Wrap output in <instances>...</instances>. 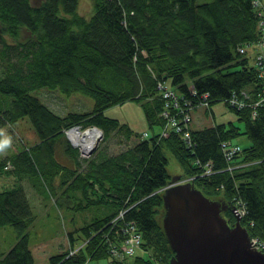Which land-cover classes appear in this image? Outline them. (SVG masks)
<instances>
[{"label":"trees","instance_id":"trees-1","mask_svg":"<svg viewBox=\"0 0 264 264\" xmlns=\"http://www.w3.org/2000/svg\"><path fill=\"white\" fill-rule=\"evenodd\" d=\"M79 1L0 0V124L28 116L39 136L4 158L0 171L30 179L38 171L36 163L50 170L52 179L64 170L69 200V191L81 189L82 181L86 188L84 200L74 196L79 200L75 208L101 215L77 228L83 239L76 241L74 231L69 233L71 246L78 247L74 254L66 249L52 255L50 264H87L102 258L111 259L110 264H170L175 252L162 225L163 191L173 177L168 153L177 159L180 176L209 197L230 205L244 200L248 213L242 223L251 235L264 239V100L256 106V117L251 116L252 106L238 108L228 101L243 90L249 102L261 97L258 68L239 47L261 38L262 8L253 0H92L94 12L87 17L79 13ZM158 78L169 80L180 92L190 84L210 92L211 103L224 100L243 126L231 121L192 128V150L178 133L159 138L165 100ZM41 87L67 96L79 92L92 97L94 105L59 114L33 93ZM131 99L142 103L150 127L158 128L149 138L104 112ZM76 123L100 126L103 140L116 130L137 140L113 154L96 150L83 170L70 169L56 161L54 152L64 147L79 164L78 150L64 133ZM241 135L251 143L236 156L238 166L228 170L220 143ZM197 158L211 161L218 171L202 175ZM28 199L20 183L0 188V226L13 225L17 232L15 244L0 255V264H39L30 243L35 213ZM123 207H129L126 216L137 221L143 234V250L129 260L112 257L94 235ZM226 214L223 211L227 219L236 220L232 211Z\"/></svg>","mask_w":264,"mask_h":264},{"label":"rangeland","instance_id":"rangeland-1","mask_svg":"<svg viewBox=\"0 0 264 264\" xmlns=\"http://www.w3.org/2000/svg\"><path fill=\"white\" fill-rule=\"evenodd\" d=\"M198 1L200 3L206 0ZM77 9L79 13L90 17L94 12L93 1L80 0ZM251 61L253 62L252 58ZM33 93L41 96L59 114L67 113L70 110H89L94 105L92 97L79 92L72 96H67L58 93L56 90L41 87L33 90ZM209 107L194 108L193 129H202L217 123H228L231 121L240 127L243 126V123L238 119L236 111L227 106L224 100L214 102ZM104 112L107 116L128 123L137 135H143L145 132L152 133L153 130L158 129L150 127L144 106L141 102L134 99L125 100L122 103L108 107ZM0 130H3L4 135L10 137L12 141L11 146L5 149L3 153H0V162L4 158L8 159V156L19 152L24 145V141L34 144L39 140V136L28 116L13 122V124L9 122L0 124ZM136 140V137L127 138L124 132L116 130L112 132L108 139L99 143L97 152L102 150L100 154L103 152H106V154L117 153L133 144ZM236 141H239L243 146H248L251 142L246 135L239 136ZM54 157L57 162L68 166L70 169L77 167L78 170H83L87 165V159H82V156L79 159V164H77L75 159L65 153L64 147H56ZM168 157L169 172L177 177L181 173L178 161L171 153H168ZM35 165L38 171L32 174L30 179L25 175H21L19 178L17 174L0 171V188H10L18 183L23 185L28 195V200H30L32 205V210L35 213L34 222L29 227L31 247L38 263L50 264V257L61 253L69 245L68 240L71 239L69 233L78 226L85 227L95 216L99 215V212L94 209L75 208L78 205L77 203H79V200L74 197L75 194L70 191L72 198L69 200L64 192V189H66L62 183L65 179L63 177L64 170L51 176V179L50 170L44 171L42 167L39 168L38 164L35 163ZM82 200H84V197ZM219 201L222 200L220 199ZM15 231L13 225L0 226V255L8 251L17 241V232ZM77 233L83 239L82 229L79 232L77 231ZM68 249L70 248L68 247ZM110 260L109 258L95 259L89 261L88 264H110Z\"/></svg>","mask_w":264,"mask_h":264},{"label":"water","instance_id":"water-1","mask_svg":"<svg viewBox=\"0 0 264 264\" xmlns=\"http://www.w3.org/2000/svg\"><path fill=\"white\" fill-rule=\"evenodd\" d=\"M163 200L162 225L175 252L170 264H264L234 204L209 197L180 175L172 177ZM227 210L236 217L233 226L223 215Z\"/></svg>","mask_w":264,"mask_h":264},{"label":"built area","instance_id":"built-area-1","mask_svg":"<svg viewBox=\"0 0 264 264\" xmlns=\"http://www.w3.org/2000/svg\"><path fill=\"white\" fill-rule=\"evenodd\" d=\"M255 5H259V0H254ZM261 38L256 41L255 45L258 48L257 55V68L259 77L263 81L262 94H264V19L261 20ZM241 51L244 52L245 47H241ZM158 89L163 93L165 104L160 115L164 118L165 124L160 132V137L169 136L172 132H178L182 135L183 140H186L189 147H194L195 141L191 131V111L194 107L208 106L210 103L209 92H198L194 87L190 88L188 94L179 95L173 88L167 85L164 81H158ZM263 100V98H262ZM261 100V101H262ZM261 101L256 103L259 104ZM232 105L242 107L245 101L234 95L230 98ZM84 132H90L91 134L99 133V138L102 136V131L96 126H90L84 128L82 124L76 123L65 129L66 135H68L74 145L78 146L81 150V155L88 156L91 153L92 148H86L85 141L83 140ZM74 133H78L80 138L74 141ZM145 135H149V132H145ZM97 138L96 140H98ZM222 151L225 155V159L232 161L235 155L240 152L243 148L240 144L233 141H223L221 143ZM197 158V163L202 167L203 174H211L214 172L212 164L210 162H202ZM232 166H229V169ZM237 211L244 216L247 213L246 202L244 200H238ZM129 208L121 209L118 214L112 218L106 225L107 230L102 233V240L100 244H106L113 256L117 258H130L141 251L142 246V233L140 232L137 222L134 219H126L124 222L122 219L126 217V212ZM111 239V241L109 240ZM253 239V241H252ZM251 246H256V249L264 250V241L258 235L251 236ZM78 247H70V254H74ZM159 264V263H158Z\"/></svg>","mask_w":264,"mask_h":264},{"label":"bare ground","instance_id":"bare-ground-1","mask_svg":"<svg viewBox=\"0 0 264 264\" xmlns=\"http://www.w3.org/2000/svg\"><path fill=\"white\" fill-rule=\"evenodd\" d=\"M260 1V4L259 5H255L254 4V0H253V4H254V6L255 7H257V8H262V10H260V14L262 15V19L261 20H263L264 19V7H263V3H262V1L261 0H259ZM261 20H259L260 21V29H261V27H262V25H261ZM258 41V40H257ZM255 43H256V41H254V42H251V43H248V44H244V45H241L240 47H239V50L241 49V47H245V50H244V52L243 51H241L240 50V52L241 53H246V52H248V50H250V49H254L255 50V61H254V63L257 65V55H258V48L256 47V45H255ZM258 76H259V74H258ZM260 78V77H259ZM261 79V78H260ZM159 80H162V81H164L167 85H170V81L169 80H166V79H163V78H158V81ZM261 81H262V79H261ZM263 82V81H262ZM195 85H193V84H190L189 86H187L188 87V89H187V91H185V92H180V91H178L176 88H174V87H172L171 85H170V87L171 88H173V90L177 93V94H179V95H183V94H188L189 92H190V88L191 87H194ZM194 88H196V87H194ZM197 89V88H196ZM263 89V88H262ZM198 90V89H197ZM198 92H200V93H202L201 91H199L198 90ZM203 92H208V91H203ZM210 93V92H209ZM259 94H261V97L260 98H258V100H256L255 102H249L247 99L250 97V95H248V93L246 92V91H241L240 93H234L233 95H231L230 97H229V99H228V101H229V103L231 104V102H230V98L232 97V96H234V95H237L239 98H241V99H243L244 101H245V104H244V106H242V107H246V106H248V105H250V106H252L253 107V112H252V115L251 116H253V117H256V115H257V111H256V106H258L259 104H261L262 103V101L264 100V94H262V90H261V92L259 93ZM211 96V95H210ZM209 96V97H210ZM262 98H263V100H262ZM163 99H164V96H163ZM165 100V99H164ZM211 100H212V98L210 97V103H209V105L208 106H205L206 108H210L209 106H211ZM262 100V101H261ZM258 101H261L259 104H257L256 105V103L258 102ZM165 102V101H164ZM232 105V104H231ZM232 106H235V105H232ZM198 107H204V106H198ZM198 107H194L195 109L196 108H198ZM236 107H238V108H242V107H239V106H236ZM194 108L192 109V111H191V115H192V119H191V124H192V120H193V110H194ZM161 111H162V109H161ZM164 120V119H163ZM80 124H82V123H80ZM164 124H165V120H164ZM74 125V124H73ZM83 126H84V128H86V127H90V126H96V127H98L102 132V136L99 138V133H95V134H91L90 132H84V133H82L83 134V140L85 141V146H86V148H92V147H94L92 150H91V153L88 155V156H85V155H81L82 153H81V150H80V148L78 147V146H76V145H74V143L72 142V139L68 136V135H66V133H65V129L67 128H64V133H65V135L67 136V138H68V140L70 141V143H71V145L74 147V148H76L77 150H78V154H79V156L81 157L82 156V159H89V158H91L93 155L92 154H94V152L98 149V147H99V143H101L102 142V140H103V137H104V131H103V129L100 127V126H98V125H95V124H88V125H86V124H82ZM70 126V125H69ZM68 126V127H69ZM72 126V125H71ZM191 126V125H190ZM164 127V126H163ZM162 127V128H163ZM162 128L159 130V138H162V137H160V132H161V130H162ZM192 126H191V131H192ZM175 132V131H174ZM174 132H172V133H174ZM171 133V134H172ZM175 133H178V132H175ZM178 134H180V133H178ZM192 134H193V132H192ZM181 135V134H180ZM143 136V138H149L150 137V133H149V135H145V133L142 135ZM170 136V135H169ZM74 141H76V140H78L79 138H80V136H79V134L78 133H74ZM166 137H168V136H166ZM181 137H182V135H181ZM97 138H99L98 140H96ZM194 138V137H193ZM182 140H183V137H182ZM228 140H230V141H233L232 139H228ZM228 140H223V141H228ZM184 141H186V140H184ZM223 141H221V143L223 142ZM233 142H235V141H233ZM221 143H220V146H221ZM235 143H237V142H235ZM186 144H187V142H186ZM187 146H188V144H187ZM189 147V146H188ZM191 148V150L193 149V147H190ZM221 150H222V148H221ZM242 151V150H241ZM240 151V152H241ZM223 152V151H222ZM240 152H238L236 155H235V157H234V159L230 162V161H228L227 159H226V161H227V167H226V169H228V170H233V168H235V167H237L238 165H236L235 163H234V161H235V158H236V156L240 153ZM224 154V153H223ZM224 157H225V155H224ZM226 158V157H225ZM224 158V159H225ZM195 162L197 163V160H195ZM202 162H204V163H206V162H210L211 164H212V162L211 161H202ZM198 164V163H197ZM199 165V164H198ZM232 166V168H230L229 169V166ZM9 166H11L10 164H8V167ZM200 166V165H199ZM201 167V166H200ZM212 167H213V164H212ZM213 170V169H212ZM215 171H218V170H214V172ZM213 172V173H214ZM201 173H202V175H210V174H203V169H202V167H201ZM186 179V178H185ZM238 202V201H237ZM237 202L234 204L236 207H237ZM124 208H129V207H123V208H121V209H124ZM120 209V210H121ZM247 209V208H246ZM119 210V211H120ZM118 211V212H119ZM118 212H117V214H118ZM127 213V212H126ZM247 213H248V210H247ZM246 213V214H247ZM117 214H115L112 218H114ZM245 214V215H246ZM244 215V216H245ZM244 216H241L240 218H241V223H242V220H243V218H244ZM111 218V219H112ZM236 218V217H235ZM110 219V220H111ZM126 219H133V218H128L127 216L126 217H124L123 219H122V221L124 222ZM109 220V221H110ZM135 220V219H134ZM228 220V219H227ZM136 221V220H135ZM137 222V221H136ZM236 221L234 220V223H235ZM108 224V223H107ZM106 224V225H107ZM243 224V223H242ZM137 225H138V223H137ZM245 227H247V225L246 224H243ZM250 226H253L254 225V220L253 221H251L250 222V224H249ZM231 226H233V225H231ZM138 228H139V226H138ZM248 228V227H247ZM105 230H107V227L106 226H103V227H100L99 229H97V231L95 232V236H96V234H97V236H99V242H101V240H102V233H103V231H105ZM140 230V229H139ZM248 230H249V228H248ZM140 232H141V230H140ZM142 233V232H141ZM250 234V233H249ZM143 235V234H142ZM141 235V236H142ZM253 235H257V234H250V241H251V236H253ZM259 236V235H258ZM260 237V236H259ZM110 241H111V239H109ZM263 241H264V239H263ZM72 247V246H71ZM140 247H142L141 248V250H143V236H142V246H140ZM259 250H261V251H263L264 252V250L263 249H259ZM111 253V252H110ZM70 255H72V254H70ZM111 255H112V253H111ZM112 257H114V258H117V257H115V256H113L112 255ZM120 259H124V260H129L130 258L128 257V258H117V260H120ZM159 262H157V264H158ZM88 264V263H87Z\"/></svg>","mask_w":264,"mask_h":264},{"label":"crops","instance_id":"crops-1","mask_svg":"<svg viewBox=\"0 0 264 264\" xmlns=\"http://www.w3.org/2000/svg\"><path fill=\"white\" fill-rule=\"evenodd\" d=\"M262 1V3H263V7H264V0H261ZM247 53V55H248V57H250V61H251V58L253 59V62L251 61V63H253L254 64V61H255V50L254 49H250V50H248V52H246ZM170 86V85H169ZM193 121V120H192ZM191 126H192V124H191ZM150 133V132H149ZM233 141H235V142H237L238 144H240L241 146H242V148L244 147L239 141H236V139H232ZM251 143V142H250ZM79 158H80V156H79ZM77 168V167H76ZM75 169V168H74ZM79 171H81V169H79ZM84 185V182L82 181L81 182V189L79 188V189H77L76 191H74V190H70L71 192H72V194H75V197H77L79 200L81 199V198H83L85 195H86V188H85V186H83ZM69 191V192H70ZM85 198V197H84ZM78 208V207H77ZM77 228H80V226H78V227H76V228H74V236H76V238L75 239H77L76 241H79V240H81L82 238H80L81 236L77 233L76 234V232L78 231L79 232V230L80 229H77ZM79 239V240H78ZM75 241V242H76ZM68 243H69V245L65 248V250L64 251H66V249H68V247L70 248L71 247V241L70 240H68ZM62 252V251H61ZM138 253H141V252H138ZM137 253V254H138ZM34 256H35V253H34ZM45 257V256H44ZM44 257H42V259H44ZM35 259H36V257H35ZM36 262H37V259H36ZM40 264V263H39Z\"/></svg>","mask_w":264,"mask_h":264},{"label":"clouds","instance_id":"clouds-1","mask_svg":"<svg viewBox=\"0 0 264 264\" xmlns=\"http://www.w3.org/2000/svg\"><path fill=\"white\" fill-rule=\"evenodd\" d=\"M11 138L4 135L3 130H0V153H3L5 149L11 146Z\"/></svg>","mask_w":264,"mask_h":264},{"label":"flooded vegetation","instance_id":"flooded-vegetation-1","mask_svg":"<svg viewBox=\"0 0 264 264\" xmlns=\"http://www.w3.org/2000/svg\"><path fill=\"white\" fill-rule=\"evenodd\" d=\"M224 213L227 216L226 211H224ZM228 222H229L230 225H234V221H232L231 218H228Z\"/></svg>","mask_w":264,"mask_h":264}]
</instances>
